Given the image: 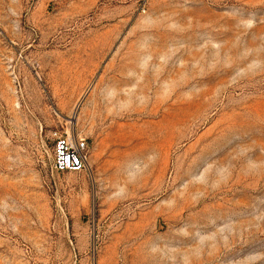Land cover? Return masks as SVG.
Here are the masks:
<instances>
[{
	"label": "rangeland",
	"instance_id": "1",
	"mask_svg": "<svg viewBox=\"0 0 264 264\" xmlns=\"http://www.w3.org/2000/svg\"><path fill=\"white\" fill-rule=\"evenodd\" d=\"M0 264H264V0H0Z\"/></svg>",
	"mask_w": 264,
	"mask_h": 264
},
{
	"label": "built area",
	"instance_id": "2",
	"mask_svg": "<svg viewBox=\"0 0 264 264\" xmlns=\"http://www.w3.org/2000/svg\"><path fill=\"white\" fill-rule=\"evenodd\" d=\"M53 166L58 172H82L88 165V145L83 137H75L68 131L55 130Z\"/></svg>",
	"mask_w": 264,
	"mask_h": 264
}]
</instances>
